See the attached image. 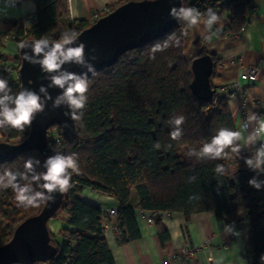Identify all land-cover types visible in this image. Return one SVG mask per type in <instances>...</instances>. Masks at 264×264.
I'll return each mask as SVG.
<instances>
[{
	"label": "trees",
	"instance_id": "trees-1",
	"mask_svg": "<svg viewBox=\"0 0 264 264\" xmlns=\"http://www.w3.org/2000/svg\"><path fill=\"white\" fill-rule=\"evenodd\" d=\"M210 1L218 4L221 0ZM225 1L215 12L219 16L227 11L223 32H236L245 20L246 4L244 0ZM34 3V18L27 25L17 20L6 28L18 45L27 38L59 41L63 32L77 33L92 21L69 18L66 0ZM182 3L200 12L201 0ZM190 26L177 21L163 35L124 51L112 64L96 71L97 75H89L88 101L83 117L75 120L74 133L65 135L56 126L58 143L47 134L51 148L59 144L62 154H76L78 173H73V186L62 194L61 204L52 215L64 213L71 227H60L56 236L49 231L57 251L45 264H114L102 234L101 209L79 196L85 185L115 196L123 239L139 235L134 205L185 214L212 210L217 219L234 224L241 232L246 264H260L264 254V188L257 190L248 184L256 173L244 163V157L254 155L255 149L244 148L240 156L229 151L227 157L218 160L189 155L220 128L236 131L225 91L215 88L212 99L205 101L189 87L192 56H184L183 45ZM157 44L162 50L153 53ZM203 52L206 50L199 51ZM211 56L212 75L218 59ZM15 62L16 69L18 54ZM174 116L185 117L177 140L169 135V120ZM19 132L8 129L9 136L17 137ZM259 146L260 142L255 145ZM29 158L42 162L40 152L30 149L1 162L0 172L23 171ZM217 164H223L232 176L218 175ZM190 177L195 180L190 181ZM258 178L264 179V174ZM15 196L11 189H0V243L11 236L17 222L38 211L44 202L23 206ZM158 235L161 241L168 237L163 227H159Z\"/></svg>",
	"mask_w": 264,
	"mask_h": 264
},
{
	"label": "crops",
	"instance_id": "crops-1",
	"mask_svg": "<svg viewBox=\"0 0 264 264\" xmlns=\"http://www.w3.org/2000/svg\"><path fill=\"white\" fill-rule=\"evenodd\" d=\"M121 1L72 0L75 12L73 15L69 10V0H66L67 15L69 18L93 20L101 14L104 7ZM32 4L35 5L34 0H21V3L7 9L6 15L0 12V30L8 28L12 22L24 16L31 21L35 10V7L31 8ZM218 17V22L211 29L205 27L203 16L198 24L190 26L185 33L183 54L191 57L205 49L218 59L215 71L210 76L211 84L214 88L225 91L235 130L243 131V110L246 109L249 114L258 109L260 115H264V0H250L245 5V20L236 32H223L227 11ZM18 46L14 39H5L0 44V55L4 63V67L0 69V77L8 80L14 92L18 91L4 73L9 69L11 74L14 72ZM247 66L254 67L256 71V79L252 82L239 76L241 69ZM236 80L239 81L240 88L246 91V97L241 104V95L233 84ZM8 129H0V139L17 141V137L9 136ZM79 196L101 209L102 234L114 264H159L162 259L167 258L169 264H246L241 237L225 235L224 225L232 223L217 219L212 210L193 211L188 214L164 210L161 219L149 222L141 214L143 208L134 205V218L139 235L123 239L118 219L106 214L108 207L117 206L113 194L85 185ZM131 200L134 201V197ZM47 226L55 236L60 227H71L64 213L50 217ZM159 227L165 228L168 234L163 241L158 235ZM235 230L238 231L236 227ZM183 247L192 248L191 255H183Z\"/></svg>",
	"mask_w": 264,
	"mask_h": 264
},
{
	"label": "clouds",
	"instance_id": "clouds-1",
	"mask_svg": "<svg viewBox=\"0 0 264 264\" xmlns=\"http://www.w3.org/2000/svg\"><path fill=\"white\" fill-rule=\"evenodd\" d=\"M21 0H0V12L7 14V9L14 7ZM32 4L31 8L34 9ZM69 10L73 12L72 0H69ZM170 15L189 25L199 23L201 17H205L204 25L211 29L219 20L217 13L208 8L206 13L199 12L194 7H172ZM77 34L66 31L61 34L59 41H51L41 38L31 42V44H21L20 47L30 48L31 52H23L25 61L32 65H39L44 73V79L48 80L47 85L41 84L39 90L24 88L14 92L8 80L0 77V129L14 128L24 131L29 127L35 116L45 110L49 101L52 102V109L66 107L64 115L72 120H80L83 117V109L88 101L89 73L97 75L95 66L91 61L97 59L92 55L90 60L86 59V44L80 42L76 44ZM75 45V46H73ZM162 50L157 44L152 48V52ZM95 53V49H92ZM65 65H77L86 71L76 73L69 71ZM50 88L60 89V93L53 98ZM184 116H174L169 120L172 126L170 137L177 140L181 137L184 123ZM243 131H233L229 128H220L210 141L202 144L200 149H192L190 156L198 159H224L228 152L240 156L244 147L254 148V155L244 157L247 168L256 173L249 179L248 184L260 190L264 188V179H259L264 174V115L256 112L249 113L242 123ZM246 133V135H245ZM243 141V144H241ZM260 142L259 147L255 145ZM159 148L160 145L156 144ZM53 154L47 156L43 162L39 159L29 158L24 164L23 171H12L5 169L0 172V189H11L15 194L18 204L23 206H38L41 201H54V193H66L71 184L73 173H78V163L76 154L65 155L59 146L52 147ZM43 169L42 171L39 169ZM215 172L218 175L232 176L229 169L223 164H217ZM190 181L195 177H190ZM225 235L236 237L241 236V232L236 231L234 224H225L223 228ZM260 264H264V254L260 256Z\"/></svg>",
	"mask_w": 264,
	"mask_h": 264
},
{
	"label": "water",
	"instance_id": "water-1",
	"mask_svg": "<svg viewBox=\"0 0 264 264\" xmlns=\"http://www.w3.org/2000/svg\"><path fill=\"white\" fill-rule=\"evenodd\" d=\"M181 6L182 0H125L97 16L89 25L78 31L76 44L80 42L86 44V59L90 60L92 55L97 56L95 61L90 62L98 71L112 64L124 51L139 47L166 33L178 21L170 15V9ZM33 41L27 38L18 46L19 62L15 71L19 90L31 88L38 91L41 84L49 83L44 79L45 74L41 72L39 65H32L23 58V52L30 53L31 50L22 49L20 45L31 44ZM92 49H95V53ZM189 66L191 71L189 87L192 93L202 100L210 101L215 89L210 81L213 68L211 53L193 55ZM65 68L76 73L86 71L77 65H65ZM60 91L57 88L49 89L53 98ZM51 104L49 101L45 110L35 116L27 134L21 139L17 141L0 139V163L30 149H37L42 155L43 162L47 156L53 154L47 141L50 126H58L65 135L74 133L75 120L64 115L66 107L52 109ZM53 195L54 201H44L38 211L22 218L15 224L11 236L0 243V264H32L36 261L45 262L54 256L57 248L50 241L47 221L59 208L62 194Z\"/></svg>",
	"mask_w": 264,
	"mask_h": 264
},
{
	"label": "built area",
	"instance_id": "built-area-1",
	"mask_svg": "<svg viewBox=\"0 0 264 264\" xmlns=\"http://www.w3.org/2000/svg\"><path fill=\"white\" fill-rule=\"evenodd\" d=\"M245 4H249L250 0H244ZM226 3L225 0H221L218 4L217 3H213L210 0H201V6H200V12L201 13H206V10L208 8H212L214 11L218 10L220 7L224 6ZM110 9L108 7H104L102 9L101 14L106 13L107 11H109ZM100 14V15H101ZM29 18L27 16H24L22 18L19 19V23H21L22 25H27L29 23ZM5 39H11V30L8 29H4V30H0V42H2ZM4 67V63H3V59L0 56V69H2ZM5 77L7 79H9L11 85L13 87H15L17 89V91H19V81L16 75V71L14 68V74H11V70H7L4 73ZM241 78H245L247 79L249 82H252L256 79V71L255 68L252 66H247L243 69H241L240 71V75ZM234 87L236 88V90L239 92L240 96V104L242 103V101H244L245 97H246V91L240 88V83L238 80L233 82ZM253 112H256L258 114H261V112L256 109ZM248 115L247 110H243L242 112V120L244 121V119L246 118V116ZM29 127H26L24 129V131H20L17 139H21L23 136H25L27 134ZM56 126L53 125L51 128H48L47 134H49L52 139L58 143V138L56 137ZM59 145V144H58ZM60 149V148H59ZM61 151V150H60ZM62 152V151H61ZM141 214L142 216L145 218L146 221L152 222L155 221L157 219H161L164 209H157V208H151V209H142L141 210ZM106 214L111 217V218H116L118 216V212H117V208L114 206L108 207L106 210ZM192 253V248L190 247H183L182 248V254L185 256H189ZM32 264H45V262L42 261H36L33 262ZM159 264H169V259H162V261Z\"/></svg>",
	"mask_w": 264,
	"mask_h": 264
},
{
	"label": "rangeland",
	"instance_id": "rangeland-1",
	"mask_svg": "<svg viewBox=\"0 0 264 264\" xmlns=\"http://www.w3.org/2000/svg\"><path fill=\"white\" fill-rule=\"evenodd\" d=\"M12 72H13V71H12ZM13 73H14V72H13ZM13 73H12V74H13ZM15 140H18V139L16 138ZM58 241H60V240H58Z\"/></svg>",
	"mask_w": 264,
	"mask_h": 264
}]
</instances>
